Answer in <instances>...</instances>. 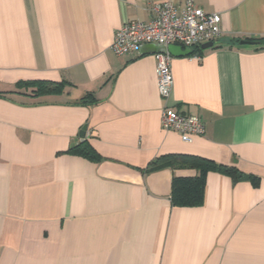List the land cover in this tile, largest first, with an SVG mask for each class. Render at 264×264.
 Returning <instances> with one entry per match:
<instances>
[{"label": "crops", "instance_id": "1", "mask_svg": "<svg viewBox=\"0 0 264 264\" xmlns=\"http://www.w3.org/2000/svg\"><path fill=\"white\" fill-rule=\"evenodd\" d=\"M156 1L0 0V264H264V45L241 43L264 37V0H193L222 33L172 57L169 102L206 125L192 142L162 128L151 48H110ZM84 126L97 159L70 151ZM174 153L258 182L210 171L202 205H173L197 170L147 167Z\"/></svg>", "mask_w": 264, "mask_h": 264}, {"label": "built area", "instance_id": "2", "mask_svg": "<svg viewBox=\"0 0 264 264\" xmlns=\"http://www.w3.org/2000/svg\"><path fill=\"white\" fill-rule=\"evenodd\" d=\"M149 10L152 15L149 21L128 20L116 31L110 46L116 54L140 52L145 44L165 47L176 44L193 49L206 42H215L222 33L221 14L206 12L193 0H185L183 4L175 0L156 1L150 4ZM154 57L158 88L164 101L162 128L179 133L184 142H192L205 133V122L198 115L180 112L169 102L174 86L173 55L169 51H157Z\"/></svg>", "mask_w": 264, "mask_h": 264}, {"label": "trees", "instance_id": "3", "mask_svg": "<svg viewBox=\"0 0 264 264\" xmlns=\"http://www.w3.org/2000/svg\"><path fill=\"white\" fill-rule=\"evenodd\" d=\"M264 45L263 38L250 39ZM37 91L39 93H54L62 89L63 83L37 81ZM71 152H76L89 158L97 159L98 155L95 150L86 141L72 145ZM165 167L172 169L177 168H194L197 174L194 176H174L172 180L171 201L173 205L181 207H193L202 205L205 199L206 179L210 171H219L231 176L235 181L249 179L258 182V177L243 172L236 166L218 164L211 159L201 156L174 153L158 157L147 167V171H157ZM256 183V182H255Z\"/></svg>", "mask_w": 264, "mask_h": 264}, {"label": "water", "instance_id": "4", "mask_svg": "<svg viewBox=\"0 0 264 264\" xmlns=\"http://www.w3.org/2000/svg\"><path fill=\"white\" fill-rule=\"evenodd\" d=\"M242 44H252V43H258L257 41H251V40H241ZM214 45V42L210 41V42H206L204 44H202V48H209L212 47ZM143 48H151V51L153 53L157 52V51H169L172 55L177 56V55H188L192 52L191 48H183L180 45H176V44H172L169 45L168 47H165L164 45H156V44H145L141 47V50H143ZM87 132V126H84L82 128V130L80 131V135H81V140L82 142L85 140V135Z\"/></svg>", "mask_w": 264, "mask_h": 264}]
</instances>
